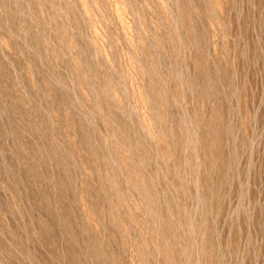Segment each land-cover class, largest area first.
<instances>
[{"label":"rangeland","instance_id":"obj_1","mask_svg":"<svg viewBox=\"0 0 264 264\" xmlns=\"http://www.w3.org/2000/svg\"><path fill=\"white\" fill-rule=\"evenodd\" d=\"M0 264H264V0H0Z\"/></svg>","mask_w":264,"mask_h":264}]
</instances>
